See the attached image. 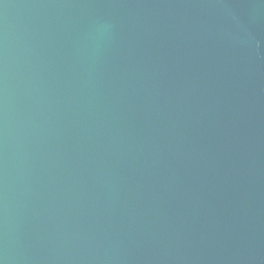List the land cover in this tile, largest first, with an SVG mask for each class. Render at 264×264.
Returning <instances> with one entry per match:
<instances>
[{"label": "water", "instance_id": "obj_1", "mask_svg": "<svg viewBox=\"0 0 264 264\" xmlns=\"http://www.w3.org/2000/svg\"><path fill=\"white\" fill-rule=\"evenodd\" d=\"M0 264H264V0H0Z\"/></svg>", "mask_w": 264, "mask_h": 264}]
</instances>
